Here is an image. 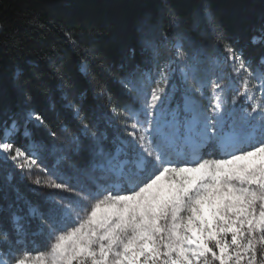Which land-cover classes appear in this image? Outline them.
Returning a JSON list of instances; mask_svg holds the SVG:
<instances>
[{
  "label": "snow or ice",
  "instance_id": "obj_1",
  "mask_svg": "<svg viewBox=\"0 0 264 264\" xmlns=\"http://www.w3.org/2000/svg\"><path fill=\"white\" fill-rule=\"evenodd\" d=\"M225 50L234 70L245 74L237 95L254 100L249 67L231 46ZM200 71L199 61L194 62L185 79L196 81ZM260 80L264 89V75ZM126 87L136 84L130 79ZM211 88V114L186 97L183 110L178 106L167 114L170 118L157 111L163 88L152 90L146 101L149 118L143 126L132 123L135 131L128 133L139 150V171L125 172L121 148L112 153L99 147L101 160L90 171H99L102 179L115 175L128 181L124 194L99 186L95 192L78 190L55 174L34 179L78 199L61 197L50 209L46 252L34 255L17 247L21 240L0 233L5 246L0 264H264V92L237 123L221 115L217 90L223 85L213 81ZM34 119L43 123L38 114ZM11 136L6 126L0 155L32 173L37 160L16 147ZM208 147L220 149L224 158H203Z\"/></svg>",
  "mask_w": 264,
  "mask_h": 264
},
{
  "label": "trees",
  "instance_id": "obj_2",
  "mask_svg": "<svg viewBox=\"0 0 264 264\" xmlns=\"http://www.w3.org/2000/svg\"><path fill=\"white\" fill-rule=\"evenodd\" d=\"M164 39L225 58L231 46L264 74V0H0V136L17 120L55 160L49 139L82 142L85 130L98 125L116 151L118 131L137 106L126 85L158 68ZM168 53L173 59L172 48ZM175 81L181 88L178 76ZM176 98L183 110L182 90ZM238 106L251 109L243 96ZM28 113L43 123L28 122ZM11 140L28 145L23 132ZM81 152L90 164L93 155ZM121 155L133 162L129 150ZM29 188L0 155V233L42 248L41 236L33 235L41 222L26 211Z\"/></svg>",
  "mask_w": 264,
  "mask_h": 264
},
{
  "label": "rangeland",
  "instance_id": "obj_3",
  "mask_svg": "<svg viewBox=\"0 0 264 264\" xmlns=\"http://www.w3.org/2000/svg\"><path fill=\"white\" fill-rule=\"evenodd\" d=\"M186 45L188 44L182 39L178 40L174 45L164 39V41L159 43L161 51L158 53V68H154L151 72L142 75L140 78L133 79L132 81L136 84L135 89L130 90L128 87L134 98L137 100V106L128 111L126 123L121 126L118 131L119 135L117 136V140L119 141L118 148H121L122 150L127 149L133 154L132 163L129 160L122 158L120 154V160L126 162L124 164L125 172L139 171L137 168V152L139 150L134 147L135 141H133L132 137L128 133L135 131L131 128L132 123H137L138 125L143 126L145 121L149 118L145 115V112L147 111L146 101L150 100V94L157 86L163 88L161 101H159L157 105V111L164 113L166 118H170L167 114H169L172 110L177 109L179 106L176 95L181 90L183 91L184 105L186 97H188L194 99L203 111L211 114V108L214 103L213 91L211 88V82L213 81L220 82L223 85V90L217 91L221 97V102L224 107V112L221 113V115H223L226 120L234 119L237 123H240L241 117L251 111L249 108L238 106V99L243 95H237V92L243 91L241 87V80L245 74L238 73L234 70L233 61L229 59V64L224 56H214L213 53L212 55H204L200 52H191L190 48L185 49ZM171 48L174 52L173 59L168 53ZM181 51L183 52V56L179 55V52ZM197 61H199L201 71L199 72L196 81H192L191 79L186 80L184 73L187 70V67ZM229 67H231V70L237 77L238 82H235V80L231 77L230 71L227 70ZM249 71L252 73V76L249 77V87L255 93V98L254 100H245L251 106L255 100L261 99V94L264 92V89H261L260 87V77L264 74L255 73L251 68H249ZM177 76L182 82L181 88L175 81ZM201 84H203V86H201ZM196 87H200L201 90L199 92L193 91ZM26 117L28 122L40 125V122L34 119V114L28 113ZM152 119L155 120V115ZM13 123L15 124V128H12L13 124L9 128L12 130V136L21 132L27 136L28 145L25 148L21 147L20 149L25 151L31 158L36 159L38 167L33 169L32 173H28L27 171L17 167L10 159H4L2 155L1 157L6 163L11 164L14 169L20 173L21 178L29 184L31 193L26 196L25 199L26 211L30 216L37 218L38 221L41 222L42 231L36 229L33 232V235L39 234L41 236V242L44 246L42 248H40V246H35L30 249V247L25 246L26 244L22 239H19L21 240V243L18 244L17 247L27 248V250L32 252L34 255L46 252L47 244L50 240V209L57 206V202L61 197H69L73 201L78 199V197L72 193L61 192L36 185L33 183L34 179H47L50 176H53L54 178L55 176H59L70 186L78 190L83 188L85 191L91 192H95L98 186L100 187V190H103L105 187L108 188L112 191V194H117V192L124 194V189L130 190V184L128 181L119 182L117 181V176L115 175H111L107 179H102L99 171H96L95 173L90 171L92 164L99 163L101 160V158L96 155L100 146H103L107 151H111L112 153L116 152L107 143L105 135L100 131L98 125H94L92 128L85 130L84 140H82V142H80L81 140H79V137H77L74 143L71 144L64 140L55 141L52 138L49 139L47 141L49 145L48 149L55 159L52 160L53 158L48 156L44 152V149L38 146L31 138V135L28 130L25 129V126H22V124L17 120ZM115 128L118 130L117 126H115ZM82 150L86 151V153L88 152L89 155H93V159L92 162L90 161V164L88 162H84L85 159L83 157L84 153L81 152ZM202 152H204V156L206 157L205 159L224 158L218 148L208 147L203 149ZM9 177L12 178L10 174ZM58 182L60 181L58 180ZM68 202V200L64 201V203ZM34 209L36 210L35 214L33 212ZM20 211H22V208ZM40 249L43 250L40 251Z\"/></svg>",
  "mask_w": 264,
  "mask_h": 264
},
{
  "label": "bare ground",
  "instance_id": "obj_4",
  "mask_svg": "<svg viewBox=\"0 0 264 264\" xmlns=\"http://www.w3.org/2000/svg\"><path fill=\"white\" fill-rule=\"evenodd\" d=\"M125 188V187H124Z\"/></svg>",
  "mask_w": 264,
  "mask_h": 264
}]
</instances>
